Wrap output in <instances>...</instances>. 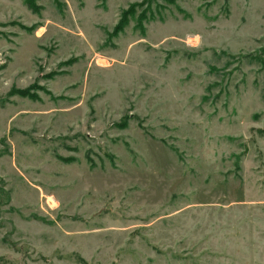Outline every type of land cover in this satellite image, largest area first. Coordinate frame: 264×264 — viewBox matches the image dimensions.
<instances>
[{
  "label": "rangeland",
  "instance_id": "obj_1",
  "mask_svg": "<svg viewBox=\"0 0 264 264\" xmlns=\"http://www.w3.org/2000/svg\"><path fill=\"white\" fill-rule=\"evenodd\" d=\"M0 264H264V0H0Z\"/></svg>",
  "mask_w": 264,
  "mask_h": 264
}]
</instances>
